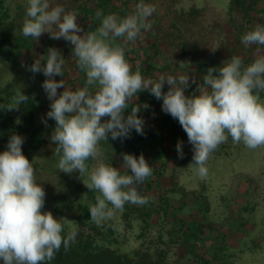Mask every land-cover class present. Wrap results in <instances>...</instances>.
Masks as SVG:
<instances>
[{
	"label": "clouds",
	"instance_id": "obj_1",
	"mask_svg": "<svg viewBox=\"0 0 264 264\" xmlns=\"http://www.w3.org/2000/svg\"><path fill=\"white\" fill-rule=\"evenodd\" d=\"M156 12L153 4L138 0L135 11L120 17L96 11L101 23L95 31L85 32L77 23L78 13L66 11L54 0H27L25 20L21 27L24 37L34 41L45 32L54 40L71 43L72 53L85 73L83 86L71 87L63 76L65 57L56 48L35 58L29 66L32 73L42 72V82L50 107L46 119L55 121L50 141L58 157L57 168L66 173L87 176L88 190L97 193L89 214L97 224L112 217L126 203L145 205L148 198L140 188L152 175L145 157L122 154L120 167L100 160V141L125 139L132 130L144 134L142 110L130 103L142 91L162 100L161 109L177 119L192 145V163L200 178L208 175L210 155L229 137L249 149L264 147V55L245 65L233 55L218 67H209L196 90L185 94L190 75L161 74L158 79L146 78L133 71L117 39L134 42L142 29L149 27V18ZM82 33V34H81ZM245 46L264 48V26H257L241 37ZM219 45L211 47L213 51ZM167 83V91H163ZM59 88L63 91L58 92ZM29 97L17 91L8 108H18ZM148 107L146 104L143 108ZM106 119H102L105 118ZM24 137L13 133L7 146L0 151V264H48L63 246L76 241L78 230L64 225L51 211H42L45 190L36 179L34 165L22 151ZM176 150L183 156V142ZM89 160H100L94 166Z\"/></svg>",
	"mask_w": 264,
	"mask_h": 264
},
{
	"label": "trees",
	"instance_id": "obj_2",
	"mask_svg": "<svg viewBox=\"0 0 264 264\" xmlns=\"http://www.w3.org/2000/svg\"><path fill=\"white\" fill-rule=\"evenodd\" d=\"M232 1H236L247 18L245 26L239 28L240 32L244 31L243 35L254 29L250 18H257L259 26H264V10L262 14L259 13L260 16L252 14L253 10L257 11L255 6L259 0ZM137 2L54 0V4H62L66 11L78 13L77 23L82 25L85 32L95 31L100 25L101 20L96 16L98 9H102L105 15L115 13L124 17L135 11ZM146 2L154 5V0ZM26 7L27 0H0V151L6 148L11 134L17 133L25 138L22 151L27 156L44 147L48 134L51 135L55 128V121L47 119L46 123L43 122L49 106H45V101L35 94L34 89H28L19 81L21 76L26 75L35 78L42 86L46 79L42 72L29 71V66L36 58L38 40L34 41V38L21 34ZM148 23L149 27L142 29L134 42L117 39L115 44L124 49L125 58L132 70L139 69L146 78L155 80L165 73L190 75V86L185 89V94L193 93L197 88V83L191 82L193 77L195 80H203V75L212 66L201 64L193 70L179 66L181 59L188 57L184 53L181 37L177 35L180 33H173L170 29L168 32H160L157 10ZM173 29L177 30L176 26ZM43 36L40 55L46 56L48 48L52 47L59 49L65 57L63 76H56L55 79L62 78L66 85L73 88L83 86L85 73L72 53L71 43L62 38L54 40L47 32ZM241 37L238 43L242 42ZM234 55L240 56L247 65L257 56L264 55V48L251 45L247 46V50ZM167 89L165 83L163 91ZM19 90L29 97L28 101L18 108H8ZM61 91L63 88L58 89V92ZM261 98H264V93H261ZM145 104L148 107L143 108ZM161 104L162 100L156 99L148 91L140 92L138 98L130 103L129 110L132 107L142 109L138 115L145 120L144 134L132 130L130 136L123 140H113L109 136V141H100V160L103 162L120 167L123 153L137 157L142 154L152 168V175L143 185L138 186L149 202L145 205L126 203L120 210L119 223L114 219H107L100 224L92 221L89 205L95 203L97 193L88 190L83 183V180L87 181L86 175L80 177L76 172L66 173L57 167L53 170L40 168L36 178L46 194L42 211H51L55 215L69 209L72 224L62 223L64 231L66 233L70 227L78 230L76 241L67 249L62 246L48 264H215L218 261L231 264L225 256L236 246L227 240L228 228L221 230L208 217L211 211L208 195L203 193L204 190L197 192L181 186L180 177L192 162L193 148L178 120L162 111ZM178 141L183 142V156L176 150ZM238 148L239 144L233 143L229 137L210 155L208 170L215 171L222 160L239 158L238 150L242 146ZM100 160H89L88 164L91 167ZM177 192L182 197L181 203L172 211L169 195ZM225 201V207H230L232 211V201ZM193 205L195 208L186 212L185 209ZM242 209L248 211L249 207L242 206ZM245 223H239L236 230L246 232ZM215 232L219 234L215 235ZM178 245L184 248L181 255L177 251ZM221 253L226 255L221 256Z\"/></svg>",
	"mask_w": 264,
	"mask_h": 264
},
{
	"label": "rangeland",
	"instance_id": "obj_3",
	"mask_svg": "<svg viewBox=\"0 0 264 264\" xmlns=\"http://www.w3.org/2000/svg\"><path fill=\"white\" fill-rule=\"evenodd\" d=\"M160 1H163L162 9L164 8V10L160 13L162 20H159L158 23L161 28L160 31L164 33L168 32V30L170 29L171 32L175 33L176 30L173 29V27H175L176 24L179 25L182 22L185 23L183 19L189 16V13L192 12L189 8L190 0ZM182 5L184 6V8H187V10L180 9V6ZM190 34H192V32H190ZM43 38L44 36L42 34L37 41L38 50H35L36 58L40 56L39 50L43 46ZM19 81L22 85L28 87V89H34L36 91L35 94L41 96V98L45 101V106L50 107V100L48 99L40 83L35 80V78L32 79L28 78L26 75H23L20 77ZM50 136L51 135L48 134L47 141L45 142L42 149L38 151H32L27 155L29 160H31L34 165L36 177L39 174L38 171L41 170L40 168L53 170L54 167H57L58 157L53 153V148L55 145L54 142L50 141ZM241 146L242 148L239 149ZM241 146L239 144L238 148V153H240L241 156L240 161L236 160V158L233 157H230L227 160L225 157L224 159H226L227 162L218 164L217 169H219L220 171L225 170V175H219L218 177H216L212 175V170L210 169L208 171V175L205 178H200L196 175L195 165L191 164V162L189 168H187L184 171L183 175H181L180 177L181 186L186 190H196L197 192H201L203 190L205 191L203 193H206L208 195L209 201L211 202V211L208 214V217L212 221H214V224L221 230L224 228H228V230L226 231L228 233L227 240L230 243H233V245H238V242L242 240L241 229L237 231L236 227L239 226V223L246 222L244 228L249 231L247 239H250V246L246 245V250L248 251V249L251 248L250 250H252V253H258L260 250H263L262 252H264V238L260 240V242H262L259 245V248L256 247L257 243L255 241L258 239L261 233L264 234V222L261 221V215L259 213V210H264V147L253 150L247 148L243 144ZM235 153L236 151L233 152V154ZM213 164L214 162L212 161L211 165ZM240 172L245 174L243 176H238L237 173ZM36 179L38 180V178ZM203 187H205V189H203ZM169 197L171 199V210L174 211L176 209L175 207L180 205V200L182 199V197L178 194V192L171 193ZM225 198L229 201H232V203H230L232 211L230 210V207H225L224 204H226L227 202L225 201ZM242 206H248L249 210L246 211L245 209H242ZM192 208L194 209L195 205L190 206L185 210L186 212H189V209ZM64 211H61L59 214H55L54 216L60 219L61 223L71 225L73 219L72 213L69 209H66ZM119 215L120 210L116 211L112 217L108 218V220L114 219L117 221V223H119ZM218 234L219 233L215 232V235ZM178 248V254H183L184 248L181 245H178ZM237 254L238 253L236 251H233V253L227 254V257L225 256L226 254L224 255L223 253H221V256H225L227 259H231V257L237 256ZM260 261L262 262V264H264V259L260 258ZM216 263L223 264L222 261H218Z\"/></svg>",
	"mask_w": 264,
	"mask_h": 264
},
{
	"label": "crops",
	"instance_id": "obj_4",
	"mask_svg": "<svg viewBox=\"0 0 264 264\" xmlns=\"http://www.w3.org/2000/svg\"><path fill=\"white\" fill-rule=\"evenodd\" d=\"M246 1L250 2L251 0ZM154 5L159 15V20H162L160 13L164 10V8L162 9L163 1L156 0L154 1ZM255 7L257 11H252L253 16H260L259 13L262 14V10H264V0H259ZM189 8L192 12L183 19L185 23L176 24L178 28L176 27L177 30L175 33H180L177 35L181 37L184 53L188 56L187 58L181 59L179 66L188 68L189 70H193L201 64L218 67L223 61L229 59L232 54L234 55L237 52L241 53L244 49L247 50V46L242 42L238 43L240 37L243 36L242 32L244 33L243 30L240 32L239 28L245 26L247 18L242 9L238 7L236 1L190 0ZM180 9L187 10L183 5L180 6ZM250 20L254 28L259 26L260 23L257 18H250ZM238 44L240 45L238 46ZM216 45L220 47L213 51L211 47ZM196 81L201 82L202 79L198 78ZM240 157L236 160L240 161ZM223 162L226 163L227 160H222L220 163ZM224 171L216 169L212 171V175L216 177L219 175L223 176L225 175ZM244 174L241 172L237 173L238 176H243ZM259 211L261 221L264 222V210ZM248 235L249 231L242 232V240H238V245H235L236 247L232 248L231 251L229 250V254L233 253V251L238 253L237 256L231 257V259L226 258L229 262L231 261V264H262L260 258L264 259L263 250L257 249L260 250L258 253H252L251 248L248 251L246 250V245L250 246V239H247ZM263 238L264 234L261 233L258 239L255 240L257 243L256 247L259 248L262 242L260 240Z\"/></svg>",
	"mask_w": 264,
	"mask_h": 264
}]
</instances>
